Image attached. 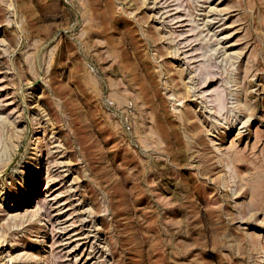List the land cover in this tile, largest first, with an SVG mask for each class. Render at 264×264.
Listing matches in <instances>:
<instances>
[{"label": "rangeland", "instance_id": "1", "mask_svg": "<svg viewBox=\"0 0 264 264\" xmlns=\"http://www.w3.org/2000/svg\"><path fill=\"white\" fill-rule=\"evenodd\" d=\"M0 264H264V0H0Z\"/></svg>", "mask_w": 264, "mask_h": 264}, {"label": "bare ground", "instance_id": "2", "mask_svg": "<svg viewBox=\"0 0 264 264\" xmlns=\"http://www.w3.org/2000/svg\"><path fill=\"white\" fill-rule=\"evenodd\" d=\"M34 191H35V189H34ZM34 215V214H33ZM17 219V218H16ZM23 219H25V218H23ZM15 227V226H14Z\"/></svg>", "mask_w": 264, "mask_h": 264}]
</instances>
